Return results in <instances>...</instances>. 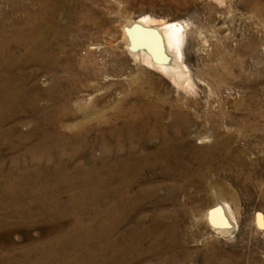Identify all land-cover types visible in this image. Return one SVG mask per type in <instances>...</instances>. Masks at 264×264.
<instances>
[{"label":"rangeland","instance_id":"obj_1","mask_svg":"<svg viewBox=\"0 0 264 264\" xmlns=\"http://www.w3.org/2000/svg\"><path fill=\"white\" fill-rule=\"evenodd\" d=\"M39 1L0 0V80L14 83L7 97L16 91L19 95L6 98L7 109L1 113V130L7 136L6 143H0V190L7 184L21 183L23 176L34 171L38 161L28 150L55 127L63 135L79 133L94 144L93 151L87 149L74 162L84 168L91 162L90 157L99 163V144L108 131L114 130L118 136L121 121L126 119L120 116V108L131 111L138 97L154 101L161 106L166 127L172 121L167 112L181 105L188 123L180 139L187 142L186 149L196 150V161L188 152L183 156L188 169L185 194L180 200L188 214L178 226L174 247L166 254L177 255L179 264H196V254L215 250L221 255L241 256L244 264H264V0H73L77 3L76 16L91 12L90 24L69 20V14L59 10L57 16L44 15L49 26L43 29L38 27L35 15ZM48 1L50 7L67 6V0ZM144 16L185 25L183 62L191 77L192 92L178 91L168 78L149 70L129 53L124 29ZM51 21H57L56 27ZM23 22L29 25L23 27ZM39 38L44 50L57 58L49 66H41L36 60L33 43ZM56 78L63 81L61 95L49 92ZM157 79H161L159 85ZM57 107L66 115L53 125L48 121L58 113ZM37 128L42 131L40 136L24 139ZM160 141L149 140L147 150L152 152V142ZM18 142L23 145L15 148ZM38 166L41 180L56 176V163L43 159ZM46 167L50 173L41 171ZM157 172V168L145 170L141 184L160 187L171 183L163 175L153 178ZM41 189L37 185L31 190L40 195ZM163 190L158 194L162 195ZM20 191L14 187L10 194ZM77 192L73 189L58 197L44 195L43 199L51 202L46 208L53 210L58 202L72 210L68 201ZM32 199L25 196V201ZM25 201L0 206V264H59L55 259L46 261L47 252H61L65 259L78 256L77 264H164L166 255L162 250L167 249L169 238H147L142 248L121 260L108 243L116 241L120 231H127L138 220L152 224L151 215L157 211L167 213L162 221L168 224L171 206L162 205L158 210L147 202L135 211L129 210L120 231L111 230L107 239H96V244L84 242L81 247L76 239L62 236L74 223L68 211L57 220L51 219L52 213L37 218L16 215L18 209L28 205ZM224 203L233 212L236 230L220 237L208 225L205 214ZM86 207L88 221L97 217L102 224L111 223L100 211L103 206ZM258 218L261 225L257 226ZM146 248L148 253H143Z\"/></svg>","mask_w":264,"mask_h":264},{"label":"bare ground","instance_id":"obj_2","mask_svg":"<svg viewBox=\"0 0 264 264\" xmlns=\"http://www.w3.org/2000/svg\"><path fill=\"white\" fill-rule=\"evenodd\" d=\"M61 2H65V0L58 1V3ZM76 5L77 3L73 0H67V6L55 4L50 7L48 0H40L35 12V15L39 18L38 27L43 29L49 26L48 22L43 19L44 15L51 13L57 16L59 10L69 14V20H79L80 23L90 24V20L93 19L90 16L91 12L87 11L86 13L84 12V15L76 16L77 14L74 12ZM56 24L57 21H51L52 27H56ZM28 25L29 22H23L22 24L23 27ZM68 28H70V25H68ZM184 36L185 25L183 23L178 21L158 22L149 16L141 17L137 21L129 23L124 29L126 47L135 61H138L149 70L168 78L178 91L190 93L192 92L193 84L187 66L183 62ZM42 42L43 40L39 38L33 43L37 50L35 57L41 66H49V62L51 60L55 62L57 58L51 52L44 50ZM57 46L59 47V45ZM64 67L68 66L64 65ZM148 78L152 81L154 80L153 77ZM2 80H0V138L3 142L0 143L4 144L6 143L5 138L7 135L1 130L4 122L1 113L7 109L5 99H12L14 96L17 98L19 95L16 91L15 94L11 93L13 95L7 97L6 92L14 86V83ZM155 83L159 85L161 79H157ZM62 86L63 81L60 78H56L53 89L50 88L49 92L53 90L56 94H60ZM11 92H14V90ZM136 99L137 103L135 104L134 102L133 107L131 106V111L130 109L129 111L128 109L123 111L121 108V110L119 109L121 111L120 116H124L126 119L124 118L121 121L122 126H120L118 136H116L114 130H110L102 138L103 142L99 144L102 149V157L99 163H96L95 159L90 157L91 162L87 163L89 164L88 166L86 165L87 167L83 168L80 163L74 164L75 160L87 149L89 151L94 149V144L90 142V145L89 142H86V138L81 134L72 133L70 136H66L55 127L56 129L51 130L52 132L50 131L46 136L44 135L45 138L43 137L44 139L41 142H36L28 150V153L33 155L38 161H36V168L27 176H23L20 180L21 183L13 182L0 190V206L6 208L14 204H21V201H25V196L29 195L31 198L33 196L32 201H25L28 205L25 208L18 209L16 215L37 218L46 217V213H52L51 219L57 220L62 218L63 211L66 209L58 202L54 204L55 208H52L53 210L47 209L46 207L51 206V202L44 200V195L58 197L70 190L77 189V194L70 196L68 201L73 209L66 210L68 215L73 216L74 223L71 229L69 228L70 230L62 233V236L72 240L76 239V244L81 247L84 242L90 241V243L96 244V239H107L111 230L120 231L122 228L120 224L128 219L126 213L129 210L135 211L139 208L138 206H142L147 202L154 208H158V210H160L159 207L162 205L171 206L175 210L169 209L173 213H170L167 217L168 224L162 221V219L166 218L165 215L167 216V213L157 211L151 215L152 224L144 225L142 220H138L127 231H120L116 241H109L108 248L114 249L117 254L116 258L120 259L124 258L128 253L142 248L141 244L147 238H169L171 242L166 246L167 251L162 250V253L166 255V258L163 259L164 264H179L178 260L180 259H178L177 255L170 253L167 255L166 252L174 247V240L178 238V226L183 216L185 217L188 214L185 204L180 200V196L185 194L184 186L187 182L185 173L188 169L182 161L183 156L188 152L196 161V150L186 149L187 142H183L180 139L182 129L188 123V115H184V109L181 105L175 106L167 112L168 118H172L171 123L164 127V114H162L161 106L145 98L138 97ZM62 105L60 104L61 108H64ZM62 111L57 107L58 113L48 123L55 125L62 122L66 115ZM41 132V129L37 128L24 139L40 136ZM167 132L168 135L166 136L165 133ZM156 138L161 141L152 142L154 150L149 152L147 150L149 148L147 145L148 141ZM113 139L117 141L112 143ZM22 143L18 142L14 147L18 148ZM217 149L218 146H214L215 152ZM43 159L54 162L58 166L57 170L53 172L56 176L44 181L37 174L40 171L38 164ZM71 165L74 167L70 168ZM155 168H157L158 172L152 175L153 178L163 175L171 180V183L160 187L142 185L141 174L147 169L153 170ZM41 171L46 174L50 173L47 167ZM69 173L72 176L68 177ZM37 185L42 186L41 192L43 194H33L31 189ZM14 187L21 189L22 192L20 191L17 195H11L10 191ZM160 189H164L162 195L158 194ZM87 204H98L108 208V210L103 208L100 211L105 213V217L111 220V223L102 224L100 223L102 220L98 221L99 218L97 217L92 218L91 222L88 221L85 218V214L88 212ZM100 211L94 212L101 213ZM110 213H114L115 216L110 215ZM205 217L208 225L220 237L230 236L236 230L234 215L228 204H218L209 208ZM257 222V226L261 225L259 218ZM155 244L158 245L157 242ZM148 251L149 249L146 248L143 253H148ZM200 255L196 254V264H244L241 256L234 254L221 255L215 250L211 253ZM46 256L44 258L46 261L55 259L59 264H77L80 262L78 256L73 259H65L64 254L61 252H47Z\"/></svg>","mask_w":264,"mask_h":264}]
</instances>
